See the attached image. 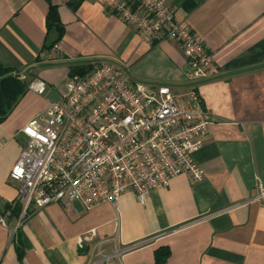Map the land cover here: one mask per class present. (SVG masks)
Segmentation results:
<instances>
[{
	"label": "crops",
	"instance_id": "crops-1",
	"mask_svg": "<svg viewBox=\"0 0 264 264\" xmlns=\"http://www.w3.org/2000/svg\"><path fill=\"white\" fill-rule=\"evenodd\" d=\"M169 5L215 65L195 83L210 120L194 155L202 180L181 174L143 203L126 192L116 205L88 211L52 203L10 216L8 228L0 224V264H86L92 243L85 252L78 243L89 232L107 254L138 245L121 256L123 264H264V199L256 187L264 185V0ZM52 8L61 35L48 24ZM101 60L125 63L133 81L165 84L178 96L189 88L181 44L165 35L143 41L104 0H0V65L29 82L0 122V215L16 204L10 172L26 141L21 129L60 101L72 72L89 73ZM36 82L45 84L43 94L30 89ZM160 248L167 256L157 263Z\"/></svg>",
	"mask_w": 264,
	"mask_h": 264
},
{
	"label": "built area",
	"instance_id": "built-area-1",
	"mask_svg": "<svg viewBox=\"0 0 264 264\" xmlns=\"http://www.w3.org/2000/svg\"><path fill=\"white\" fill-rule=\"evenodd\" d=\"M104 2L143 41L152 43L165 35L181 44L189 88L178 96L168 85L133 81L128 65L112 60L98 61L84 75L69 76L60 101L21 129L26 141L10 179L18 184L16 202L22 217L32 207L52 203L74 211L78 205L86 211L104 203L116 205L126 192L143 203L150 191L167 187L181 174L195 181L203 178L194 155L202 147L199 137L210 120L195 83L215 70L210 50L176 21L169 0ZM30 89L43 94L46 86L36 82ZM256 187L259 199H264V185L258 181ZM11 214L7 209L0 215L3 227H9ZM86 242L92 243L86 264H123L121 256L138 246L107 254L93 232L78 245Z\"/></svg>",
	"mask_w": 264,
	"mask_h": 264
},
{
	"label": "trees",
	"instance_id": "trees-1",
	"mask_svg": "<svg viewBox=\"0 0 264 264\" xmlns=\"http://www.w3.org/2000/svg\"><path fill=\"white\" fill-rule=\"evenodd\" d=\"M57 20L58 18L54 12V9L52 8L47 17L48 24L58 25ZM58 27L61 35L62 28L60 25H58ZM75 73L76 72H72L71 75H74ZM28 88L29 82L22 80L18 74L13 72L12 69L0 65V122L7 116L12 106L28 90ZM8 209H11V216H19L21 213V205L18 202H16L14 207L9 206ZM166 256L167 252L164 248L158 249L156 251V262L162 263Z\"/></svg>",
	"mask_w": 264,
	"mask_h": 264
},
{
	"label": "water",
	"instance_id": "water-1",
	"mask_svg": "<svg viewBox=\"0 0 264 264\" xmlns=\"http://www.w3.org/2000/svg\"><path fill=\"white\" fill-rule=\"evenodd\" d=\"M78 251L79 252H85L86 251V247L84 245L78 246Z\"/></svg>",
	"mask_w": 264,
	"mask_h": 264
}]
</instances>
